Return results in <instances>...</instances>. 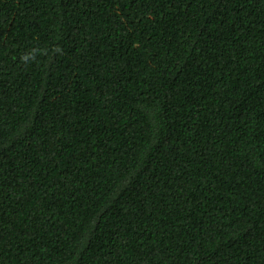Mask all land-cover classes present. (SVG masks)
Masks as SVG:
<instances>
[{
    "label": "trees",
    "instance_id": "16d2710c",
    "mask_svg": "<svg viewBox=\"0 0 264 264\" xmlns=\"http://www.w3.org/2000/svg\"><path fill=\"white\" fill-rule=\"evenodd\" d=\"M0 264H264V0H0Z\"/></svg>",
    "mask_w": 264,
    "mask_h": 264
}]
</instances>
